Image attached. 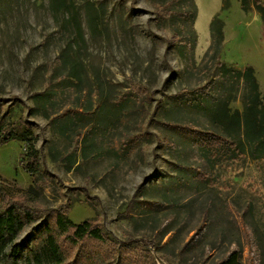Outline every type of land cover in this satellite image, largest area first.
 Masks as SVG:
<instances>
[{
	"label": "rangeland",
	"instance_id": "obj_1",
	"mask_svg": "<svg viewBox=\"0 0 264 264\" xmlns=\"http://www.w3.org/2000/svg\"><path fill=\"white\" fill-rule=\"evenodd\" d=\"M223 1L196 0L192 63L180 55L189 47L168 45L188 36L176 0H0V124L32 132L0 145V200L33 185L21 165L29 144L42 162L39 216L5 236L0 264L35 263L47 226L56 233L51 214L66 209L106 238L59 236L62 264H214L233 251L264 264V158L210 161L198 148L211 137L207 117L191 105L221 89L194 67L215 5L220 59L252 67L264 91L262 19ZM230 107L242 109L238 99Z\"/></svg>",
	"mask_w": 264,
	"mask_h": 264
},
{
	"label": "trees",
	"instance_id": "obj_2",
	"mask_svg": "<svg viewBox=\"0 0 264 264\" xmlns=\"http://www.w3.org/2000/svg\"><path fill=\"white\" fill-rule=\"evenodd\" d=\"M241 8L246 11L250 6L249 0H238ZM179 8L182 27L188 36L180 40L182 32H176L168 45L189 47L185 52L181 48L180 55L189 57L193 63L194 48L197 43V33L194 22L197 14L195 0H176ZM252 5L260 15L264 25V5L253 0ZM227 0L223 1V8H227ZM171 14V12H167ZM223 21L218 15L212 17L209 24L210 42L199 65H194L196 71L208 74L214 78L216 85L220 86L218 94L206 96L200 92L191 100V105L200 108L206 115L209 126L203 128L210 138L204 136L198 139V148L202 155L208 157L213 163L222 156L246 155L252 159L264 158V92L260 90L254 69L250 66L239 69L220 59V52L224 40ZM190 93V92H186ZM193 93V92H191ZM239 100L242 109H231L230 103ZM26 139L31 141L32 132L19 125L0 124V145L11 140ZM211 156V158L209 157ZM42 162L34 144H29L21 165L32 179V186L26 191L15 195L1 192L0 200V256L7 257L11 252L5 251L6 240H13L20 232L23 220L34 221L39 212L34 207L38 194V172ZM66 211H55L51 214L56 233L47 226L46 235L42 245L32 255L35 263L27 264H62L63 250L59 236L65 237L73 244L83 241L105 242V234L97 221L86 220L73 223L66 215ZM8 242V241H7ZM214 264H243L237 251L231 252L225 259Z\"/></svg>",
	"mask_w": 264,
	"mask_h": 264
},
{
	"label": "crops",
	"instance_id": "obj_3",
	"mask_svg": "<svg viewBox=\"0 0 264 264\" xmlns=\"http://www.w3.org/2000/svg\"><path fill=\"white\" fill-rule=\"evenodd\" d=\"M195 3H196V0H195ZM196 6H197V3H196ZM218 9V6L217 5H215L213 8H212V10L209 12V15H208V17H207V22L209 21V24H210V21H211V19H212V17L213 16H215L216 15V10ZM248 10H252L255 14H258L257 13V11L254 9V7L252 6V5H250L249 6V8H248ZM259 15V14H258ZM260 16V15H259ZM197 21H198V10H197V14H196V18H195V22H194V28H195V30H196V33H197V43H196V48H197V46H198V41H199V39H200V34H199V31H198V26H197ZM209 31V30H208ZM204 41H205V44H206V46H205V50L208 48V46H209V42H210V33H209V35L206 37V34H204ZM222 46H223V44H222ZM196 50V49H195ZM221 54V53H220ZM262 92H264V91H262Z\"/></svg>",
	"mask_w": 264,
	"mask_h": 264
}]
</instances>
